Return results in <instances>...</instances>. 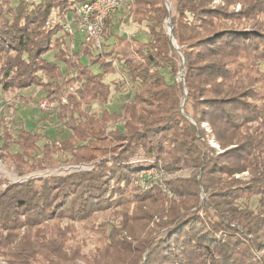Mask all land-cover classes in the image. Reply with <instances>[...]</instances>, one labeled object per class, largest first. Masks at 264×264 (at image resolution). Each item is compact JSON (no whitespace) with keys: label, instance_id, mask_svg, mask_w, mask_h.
I'll return each instance as SVG.
<instances>
[{"label":"trees","instance_id":"16d2710c","mask_svg":"<svg viewBox=\"0 0 264 264\" xmlns=\"http://www.w3.org/2000/svg\"><path fill=\"white\" fill-rule=\"evenodd\" d=\"M76 1L0 0V90L39 86L69 130L39 148L41 132L0 118L1 152L19 175L57 154L95 161L0 186L3 264H264V0H127L100 50L63 31ZM124 14L145 40L118 30ZM123 84L135 89L119 111H89ZM158 164L170 177L133 183ZM76 222L97 236L87 253Z\"/></svg>","mask_w":264,"mask_h":264},{"label":"rangeland","instance_id":"374dc122","mask_svg":"<svg viewBox=\"0 0 264 264\" xmlns=\"http://www.w3.org/2000/svg\"><path fill=\"white\" fill-rule=\"evenodd\" d=\"M239 5L236 7L238 8ZM68 15L71 16L72 12L69 11ZM125 18L121 21L119 26V31H122L126 34L132 35V33L138 38V40L143 41L147 37L144 31L146 29L140 24L137 25L135 22L132 21L131 15L124 14ZM143 31V32H142ZM75 37H81V32H78L74 35ZM76 38V39H77ZM74 39L73 41V48L75 52H82V48L78 43V40ZM121 45L119 44L118 47ZM117 47V48H118ZM125 47V46H124ZM129 50V47L127 48ZM55 50H50L45 57L47 59H53L55 54ZM81 63L84 65H88L89 68L96 72L98 70V64H90L89 58L87 55H81ZM62 69H64L63 64H61ZM118 73H110L105 76V81L111 80L113 77H118ZM172 79L170 78V81ZM111 82V81H110ZM111 95L106 102H100L95 100L89 108L90 112L100 113L105 107H107L110 111L118 110L122 102H124L127 97H129L132 93V89L135 87H130L128 84H123L118 91H114L113 86H111ZM64 98V96H63ZM42 100H48L44 96V92L41 90L39 86H30L27 89H22L19 91H10V92H2L0 90V118H3L4 123L7 125L15 126H24L26 129H31L34 131L41 132L44 137L38 142V147L40 148L44 141L48 140H56L62 137H65L69 130L64 127L63 122L59 120L57 117V109L55 107L56 102H53V106L49 109L41 108L40 102ZM49 101V100H48ZM62 101V97H61ZM63 102V101H62ZM66 102V98H65ZM82 109L87 110L88 106L83 103L81 105ZM120 125V124H119ZM113 135L110 133L108 138L111 139ZM17 150V146L12 144L9 151L14 152ZM110 153L107 152L106 156L109 157ZM55 157L59 158L62 162H59L57 165L48 166L42 169H34L30 170L22 175H19L13 163L11 162V158L8 156H4L0 149V178L3 182L0 184L1 187L5 186L6 182H19L28 178H37V177H46L51 175H62L68 174L71 172L76 171H83L89 170L92 168L95 161L90 162H73V161H63L66 158V155L57 154ZM99 158V157H98ZM98 160V159H95ZM156 168L162 170V174L156 178H158V182H163L164 179L170 177L169 174L166 173L164 168L158 164ZM158 172V170H156ZM189 170H177L175 171L172 176L180 175V176H187ZM136 178H133V183L135 184ZM141 187V186H140ZM164 187V186H163ZM164 190V189H163ZM166 191V190H165ZM167 193V192H166ZM168 194V193H167ZM172 194L169 192L168 197H171ZM203 196V195H202ZM256 197H251L247 199L248 205L253 207L256 204ZM246 201V200H245ZM103 219L100 217L98 220ZM76 229L79 232V238L86 239V243L81 245V253H87L90 251L94 245V242L97 239V236L93 234L88 229L82 228L83 223L76 222L74 224ZM81 263L80 260H78ZM0 263H5V259L2 255H0Z\"/></svg>","mask_w":264,"mask_h":264},{"label":"built area","instance_id":"2783aa9c","mask_svg":"<svg viewBox=\"0 0 264 264\" xmlns=\"http://www.w3.org/2000/svg\"><path fill=\"white\" fill-rule=\"evenodd\" d=\"M126 3L127 0H78L67 7L68 11L63 16V31L72 38L76 33L81 32V36L85 42L93 44V46L100 50L105 20L118 9L127 13L129 6ZM69 11L72 12L71 16L68 15ZM62 101L65 102V97H62ZM53 104V102L48 100H42L39 106L43 109H49ZM161 174L162 170L156 168V166L140 169L136 173L135 184L141 187H148L149 184L158 181L156 177ZM163 189L169 194V190Z\"/></svg>","mask_w":264,"mask_h":264},{"label":"water","instance_id":"95a60500","mask_svg":"<svg viewBox=\"0 0 264 264\" xmlns=\"http://www.w3.org/2000/svg\"><path fill=\"white\" fill-rule=\"evenodd\" d=\"M168 8H169V6H168ZM166 25H167L168 32L170 33V31H171V23H170V19L169 18L166 21ZM179 79L180 80L183 79L182 71L179 72Z\"/></svg>","mask_w":264,"mask_h":264},{"label":"crops","instance_id":"0c3cea01","mask_svg":"<svg viewBox=\"0 0 264 264\" xmlns=\"http://www.w3.org/2000/svg\"><path fill=\"white\" fill-rule=\"evenodd\" d=\"M105 80V79H104Z\"/></svg>","mask_w":264,"mask_h":264}]
</instances>
